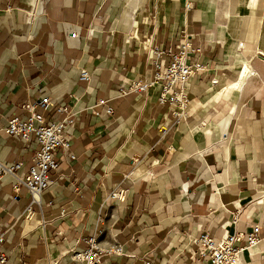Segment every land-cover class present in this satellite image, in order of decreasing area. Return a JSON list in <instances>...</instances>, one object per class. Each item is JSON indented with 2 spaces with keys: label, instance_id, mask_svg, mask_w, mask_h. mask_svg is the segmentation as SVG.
<instances>
[{
  "label": "crops",
  "instance_id": "obj_1",
  "mask_svg": "<svg viewBox=\"0 0 264 264\" xmlns=\"http://www.w3.org/2000/svg\"><path fill=\"white\" fill-rule=\"evenodd\" d=\"M184 33L205 68L189 78L187 117L174 127L157 88H118L150 77L151 44L175 48ZM43 96L76 113L70 148L57 149L32 218L26 187L1 178L4 264H75L71 251L101 229L122 245L108 256L118 264H205L201 230L218 238L253 224L259 241L237 264H264V0H0V123ZM35 149L0 133V161H21L18 173Z\"/></svg>",
  "mask_w": 264,
  "mask_h": 264
},
{
  "label": "built area",
  "instance_id": "obj_2",
  "mask_svg": "<svg viewBox=\"0 0 264 264\" xmlns=\"http://www.w3.org/2000/svg\"><path fill=\"white\" fill-rule=\"evenodd\" d=\"M6 9L10 10L11 6L7 5ZM70 36L75 37L76 32L71 30ZM201 50V46L193 44L186 33L175 48L151 44L147 52V58L152 66L150 77L123 82L118 88V95L129 92L145 93L151 88H157L158 104L169 107L173 118L172 126H178L186 119L190 103L186 84L193 74L205 68L204 63L193 57ZM89 77L90 72L82 68L79 79L88 80ZM97 104L104 105L106 114L112 113V108L106 104V100L99 99ZM23 107L27 113L23 116H12L5 124L0 123V133L19 137L24 141L32 139L36 144L32 163L26 172L18 173L22 167L21 161L13 163L0 161V180L5 174H10L14 178L15 190H18L20 185L26 187L30 198L25 207L24 217L32 218L34 215L32 205L34 203L40 205L41 193L53 182L51 173L56 171L59 165L57 149L70 148L69 129L75 123L76 113L69 104L56 103L49 96L27 102ZM38 107L53 111L57 117L47 118ZM166 130L167 128H162V132ZM69 157L73 158L74 154L70 153ZM110 196L121 199L124 190L115 188L111 190ZM259 238V226L253 224L247 231L238 230L230 233L225 230L218 238L209 230L203 229L194 238V242L198 255L205 260V264H237L240 252L256 244ZM3 240V232L0 231V243ZM83 241L85 246L82 249L71 251V258L76 262L75 264H118L108 256L123 254L121 243L114 238L107 239L103 229L85 236ZM6 260L7 256L0 253V264H4ZM144 264L148 263L144 262Z\"/></svg>",
  "mask_w": 264,
  "mask_h": 264
},
{
  "label": "bare ground",
  "instance_id": "obj_3",
  "mask_svg": "<svg viewBox=\"0 0 264 264\" xmlns=\"http://www.w3.org/2000/svg\"><path fill=\"white\" fill-rule=\"evenodd\" d=\"M245 70V69H244Z\"/></svg>",
  "mask_w": 264,
  "mask_h": 264
}]
</instances>
